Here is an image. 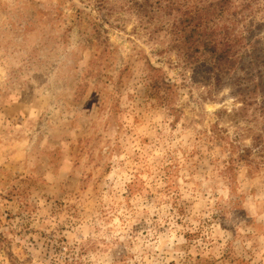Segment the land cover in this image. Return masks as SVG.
<instances>
[{
    "label": "rangeland",
    "instance_id": "374dc122",
    "mask_svg": "<svg viewBox=\"0 0 264 264\" xmlns=\"http://www.w3.org/2000/svg\"><path fill=\"white\" fill-rule=\"evenodd\" d=\"M215 1L0 0V264H264V97L174 29ZM216 22L264 56V0Z\"/></svg>",
    "mask_w": 264,
    "mask_h": 264
},
{
    "label": "trees",
    "instance_id": "16d2710c",
    "mask_svg": "<svg viewBox=\"0 0 264 264\" xmlns=\"http://www.w3.org/2000/svg\"><path fill=\"white\" fill-rule=\"evenodd\" d=\"M232 4L233 0H216L204 4L200 9L196 8L194 12L185 10L181 14L174 29L175 33H181L178 35L177 43L183 55L185 68H192L195 73H206L217 85L223 83L225 75L236 70H244L248 76L247 79L250 80L248 83V86L252 87L250 91L255 93V96L261 94L264 97V71L259 70V66L264 63L262 49L254 45L250 52H245L241 56L242 37L232 34L229 27L220 26L216 22V19L223 15ZM245 57L250 58L247 66ZM254 70L257 74L256 79ZM156 83V91H161L164 85L167 88L172 86L165 80ZM244 103H248L247 100ZM262 109L264 110V105ZM252 139L253 144L248 147L239 146L236 139H226L228 145L232 147V153L227 161L228 170L236 168L239 162L253 164L256 169L264 168V127L254 134Z\"/></svg>",
    "mask_w": 264,
    "mask_h": 264
}]
</instances>
